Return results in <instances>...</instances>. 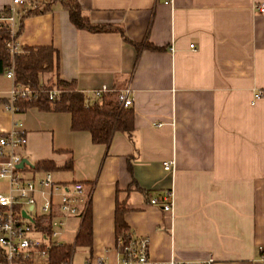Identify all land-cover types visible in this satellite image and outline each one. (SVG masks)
Returning a JSON list of instances; mask_svg holds the SVG:
<instances>
[{
	"label": "crops",
	"instance_id": "1",
	"mask_svg": "<svg viewBox=\"0 0 264 264\" xmlns=\"http://www.w3.org/2000/svg\"><path fill=\"white\" fill-rule=\"evenodd\" d=\"M68 1L91 23L111 29L77 28ZM10 2L0 0V10ZM262 3L27 0L19 6L36 11L50 4L19 15L18 41L53 46L61 79L86 95L103 86L133 91L135 130L116 131L105 146L90 132L73 130L69 113L6 110L13 83L0 75V135L25 130L22 152L33 165L54 161L58 181L85 184L93 240L90 247L75 246L84 217L67 218L62 236L75 231L73 243L62 242L75 246L70 264L119 263L117 201H126L125 220L150 239L155 261L264 264ZM165 161L174 168L166 170ZM7 189L0 182V190ZM171 191L172 213L152 204Z\"/></svg>",
	"mask_w": 264,
	"mask_h": 264
},
{
	"label": "built area",
	"instance_id": "2",
	"mask_svg": "<svg viewBox=\"0 0 264 264\" xmlns=\"http://www.w3.org/2000/svg\"><path fill=\"white\" fill-rule=\"evenodd\" d=\"M173 1L165 0L166 3ZM26 2L27 0H11L7 9L0 10V23L10 26L12 35L7 41V48L13 60L3 75L13 83L9 91V101L4 105L6 110L13 113L20 109L17 105L19 100H33L39 92H47L50 100H56L63 91L58 87L46 89L41 86L35 89L30 84L15 83L14 57L22 50L17 38L21 24L18 18L20 14L22 18L25 15V10L19 11L18 8ZM257 9L264 13V3L258 5ZM191 48H194V44ZM110 91L112 90L107 86L91 91L86 95L87 104L100 101L103 95ZM132 92L131 87L117 90V101L122 109L133 106ZM27 143L25 130H12L8 134L0 135V182L8 184L7 190H0V264H18L21 259H31L34 262L36 259H47L49 249L62 244L61 237L67 218L84 217L90 202L85 184L81 181L63 183L55 178L52 171L37 170L28 164L20 168L19 164L25 158L22 150L27 147ZM163 166L166 170H171L175 163L165 161ZM151 202L154 205L162 204L165 211L172 213L174 192H169L163 200L155 198ZM55 211L60 215L53 220L51 231L47 232L36 226L41 215ZM118 241L124 244L122 237H119ZM120 257L117 264H191L177 257L161 262L153 260L150 254V239L136 235L133 231L128 234V242L125 243L124 252ZM262 258L264 259V249ZM203 264H215V260L209 258Z\"/></svg>",
	"mask_w": 264,
	"mask_h": 264
},
{
	"label": "trees",
	"instance_id": "3",
	"mask_svg": "<svg viewBox=\"0 0 264 264\" xmlns=\"http://www.w3.org/2000/svg\"><path fill=\"white\" fill-rule=\"evenodd\" d=\"M38 6L39 4L35 7L38 8ZM49 6L50 4L44 5L45 8H38L36 11H25L24 16L47 10ZM7 7L4 9H7ZM66 7L69 8L71 20L77 28L92 32H102L111 29L107 25L91 23L75 1H68ZM22 24L18 29L17 38L22 32ZM11 37L10 26L0 23V75H3L5 69L12 64V55L7 48V41ZM14 63L16 84H30L35 89L41 86L46 89L54 87L63 89L60 97L56 100H50L47 92H39V95L33 100H19L17 102V105L20 107L18 112L37 108L41 111L69 113L72 119L73 130L88 131L95 143L105 146L110 145L116 131L132 134L135 130L134 110L131 107L126 109L120 107L117 101V90L105 93L100 101H94L89 105L87 104L86 94L77 90L75 82H67L59 77L57 72L58 52L53 46H23L22 50L15 55ZM8 101L7 99L4 103L6 104ZM33 167L37 170L55 171L59 169V166L51 160L38 161ZM127 211L126 201H117L115 214L116 247L120 254H123L125 243L128 242V234L131 232L125 220ZM58 215H60L58 211L41 215L36 222V226L41 230L49 232L52 230L53 220ZM119 237L123 238L124 244L118 241ZM92 240L93 216L91 202H89L75 246L90 247ZM75 246L72 244H60L51 247L47 261L44 263H36L31 259H21L18 264H70ZM1 260L2 254L0 252Z\"/></svg>",
	"mask_w": 264,
	"mask_h": 264
},
{
	"label": "rangeland",
	"instance_id": "4",
	"mask_svg": "<svg viewBox=\"0 0 264 264\" xmlns=\"http://www.w3.org/2000/svg\"><path fill=\"white\" fill-rule=\"evenodd\" d=\"M55 175V178L57 179V175L56 174H54ZM61 179V178H60ZM64 179H65V177H64ZM58 180V179H57ZM76 219H77V217H76ZM78 219H79V217H78ZM62 239H61V242H65V240L66 241H69L70 243H73L74 242V240H75V231L74 232H71L70 231V229L67 231V233L64 235V236H62L61 237ZM64 240V241H63ZM47 261V259L46 258H44V259H42V260H39V259H36V263H44V262H46Z\"/></svg>",
	"mask_w": 264,
	"mask_h": 264
},
{
	"label": "water",
	"instance_id": "5",
	"mask_svg": "<svg viewBox=\"0 0 264 264\" xmlns=\"http://www.w3.org/2000/svg\"><path fill=\"white\" fill-rule=\"evenodd\" d=\"M25 164H28L30 166H33V163L28 159V158H23V160L21 161V163L19 164L20 168H23L25 166ZM27 216V215H26Z\"/></svg>",
	"mask_w": 264,
	"mask_h": 264
},
{
	"label": "bare ground",
	"instance_id": "6",
	"mask_svg": "<svg viewBox=\"0 0 264 264\" xmlns=\"http://www.w3.org/2000/svg\"><path fill=\"white\" fill-rule=\"evenodd\" d=\"M30 166V165H29ZM34 166V165H33ZM33 166H30V167H32V168H34Z\"/></svg>",
	"mask_w": 264,
	"mask_h": 264
}]
</instances>
